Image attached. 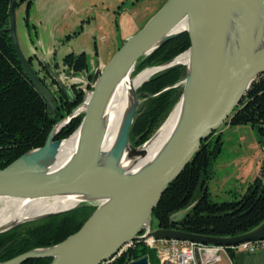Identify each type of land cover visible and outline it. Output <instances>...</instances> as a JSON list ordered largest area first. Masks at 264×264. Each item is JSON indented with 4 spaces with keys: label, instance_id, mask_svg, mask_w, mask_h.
Returning a JSON list of instances; mask_svg holds the SVG:
<instances>
[{
    "label": "water",
    "instance_id": "95a60500",
    "mask_svg": "<svg viewBox=\"0 0 264 264\" xmlns=\"http://www.w3.org/2000/svg\"><path fill=\"white\" fill-rule=\"evenodd\" d=\"M264 0H165L144 25L129 36L102 68L96 69L91 81L87 73L73 74L76 79L88 81L91 89L82 102L70 113L58 120L49 131L44 143L30 149L0 168V194L19 196H49L67 192H100L109 196L98 204L82 225L61 241L43 247H34L0 264H18L33 257H51L50 264H99L111 259L126 242L138 237L142 228L151 224V211L158 203L166 185L189 162L200 147L201 140L220 127L234 107L240 102L246 89L258 74L264 73V43L256 47L252 40L250 7H258ZM19 0H12L7 29L15 53L34 86L45 96L47 110L52 113L54 95L39 79L28 56L20 49L16 36L15 9ZM235 4L243 6L249 15L244 33L245 49L237 67L229 74L222 71V60L227 51L231 29L229 23L238 25L233 14ZM187 28L173 29L182 19ZM187 31L190 45L188 61L166 64L187 65L184 79V107L179 121L164 147L147 164L135 171H128L120 164L123 153L130 157L143 154L142 146L133 147L129 141V129L137 109V99L124 116L111 156L103 159L100 146V127L109 95L117 81L136 61L149 54L164 41ZM182 53V52H181ZM45 67L58 82L64 83L48 63ZM135 95V93H134ZM180 97V98H181ZM84 107L79 126L65 138H55L58 130ZM79 131V140L73 152L61 164L57 158L63 140ZM147 141V140H146ZM52 162V163H51ZM74 207V206H72ZM72 207L49 211L34 219ZM179 214L177 213L176 216ZM15 222L0 232L21 223ZM155 237L191 240L200 243L236 245L244 240L264 238V220L253 229L230 236H210L182 231L178 228H152ZM126 264H149L147 255Z\"/></svg>",
    "mask_w": 264,
    "mask_h": 264
},
{
    "label": "trees",
    "instance_id": "16d2710c",
    "mask_svg": "<svg viewBox=\"0 0 264 264\" xmlns=\"http://www.w3.org/2000/svg\"><path fill=\"white\" fill-rule=\"evenodd\" d=\"M23 0H19L21 2ZM31 0H26V12ZM12 0H0V29L9 25ZM18 2V3H19ZM79 25L72 34L81 30ZM190 45L187 31L170 38L135 64L138 70L146 64L162 63L186 50ZM28 61L31 62V56ZM63 62L75 70L87 67L84 51H70ZM41 82L54 95L52 113L47 110L44 95L34 86L18 59L7 29L0 32V168L20 154L44 143L52 126L70 113L82 97L83 91L72 85L70 93L53 91L35 69ZM186 67L175 64L152 75L142 83L144 102L136 110L129 129V139L140 136L145 140L167 116L173 105ZM168 87V88H167ZM169 115V114H168ZM81 115L70 118L56 133V138L71 134L78 126ZM224 124L249 123L264 144V74H258L250 83L240 102ZM222 132L214 129L201 140L200 147L181 172L170 181L158 203L151 211L159 227L178 228L196 234L230 236L249 231L264 220V179L257 174L248 182L239 196L227 200H213L209 180L214 173L215 161L222 149ZM264 164L261 166L263 169ZM94 205L82 202L76 206L37 219L18 223L0 232V260L13 257L34 247L52 245L75 232L93 211ZM179 214L176 216V214ZM232 256L234 247L226 246ZM147 245L135 241L111 259L99 264H126L146 255ZM148 257V256H147ZM51 257H33L18 264H50ZM149 262V261H148ZM150 264V263H149Z\"/></svg>",
    "mask_w": 264,
    "mask_h": 264
},
{
    "label": "rangeland",
    "instance_id": "374dc122",
    "mask_svg": "<svg viewBox=\"0 0 264 264\" xmlns=\"http://www.w3.org/2000/svg\"><path fill=\"white\" fill-rule=\"evenodd\" d=\"M164 1L165 0H69V5L82 13L84 24L83 28L81 27L79 32L80 37L78 40L84 44L90 45L87 59L89 68L92 67V65L95 64L94 62L96 60L98 61L99 58H101V61L103 60V65L106 64L122 43L129 36L138 31L149 19V17L160 8ZM23 9V2H21L15 9V23L17 41L20 49L24 53L20 43L22 21H24L25 25L29 27L32 26V23L29 21L28 16L25 14L26 11ZM96 42L98 45L97 48L95 47ZM185 52H182L179 55ZM170 60L162 63L146 64L138 70H136L134 66L132 76H138L148 69H156L151 74L152 76L175 64H182L187 70V65L184 63L166 64ZM151 76H149L142 83L147 81ZM184 79L185 77L173 84V86L179 85V90L175 94L173 105L167 113V116L160 121L158 126L142 142L137 143L140 136L129 139L130 144L133 147H138L143 142V144H145L157 133L160 126L169 116L168 114L172 112L175 105L180 100L184 90ZM140 86H138L134 95L135 99L138 101L137 109L139 105L144 102V97L142 96L143 91L138 90ZM90 89L91 87L87 88L86 91ZM86 91L80 102H82L88 94ZM79 114L81 115L82 120L84 110L80 111L77 115ZM218 130L222 132L223 146L214 164V173L210 182V194L213 200L220 201L233 199L244 191L254 173L260 169L264 162V144L260 142L256 131L249 123L236 125L223 123L220 125ZM128 157L131 160L135 158L130 156ZM120 162H122V159ZM82 202L92 203L91 201ZM92 204L94 205V208L98 205L97 202ZM156 226V219L152 218L151 227L155 228ZM238 248L244 250L241 247ZM146 255L148 256L150 264L159 263L156 247L147 246ZM214 264H223V262H216Z\"/></svg>",
    "mask_w": 264,
    "mask_h": 264
},
{
    "label": "bare ground",
    "instance_id": "6f19581e",
    "mask_svg": "<svg viewBox=\"0 0 264 264\" xmlns=\"http://www.w3.org/2000/svg\"><path fill=\"white\" fill-rule=\"evenodd\" d=\"M250 17H252V40L256 47L264 43V1L258 7H250ZM238 18V25L229 23L231 31L235 37L229 38L227 51L222 60L223 73H231L239 64L245 49L244 33L249 23L247 11L238 4L233 7V14ZM187 28L186 19L182 18L174 27L173 31L178 32ZM188 51L178 55L174 61H188ZM178 59V60H177ZM156 70V69H155ZM148 69L132 76L133 69L127 71L113 87L102 117L100 127L101 156L107 159L111 156V150L118 135V131L126 113L134 103V93L138 86L155 71ZM185 102L183 95L175 105L172 112L158 129L157 133L140 148L143 154L132 160L123 153L121 165L128 171H135L150 162L158 152L164 147L171 137L181 116ZM85 106L80 108L84 110ZM79 131L63 140L57 158L52 162L61 164L73 152L79 140ZM51 162V163H52ZM109 196L100 192H67L49 196H19L12 194H0V230L18 221L33 220L39 215L49 211L64 209L76 206L82 201H91L97 204L104 203Z\"/></svg>",
    "mask_w": 264,
    "mask_h": 264
},
{
    "label": "crops",
    "instance_id": "0c3cea01",
    "mask_svg": "<svg viewBox=\"0 0 264 264\" xmlns=\"http://www.w3.org/2000/svg\"><path fill=\"white\" fill-rule=\"evenodd\" d=\"M23 8L25 10L26 1H23ZM27 16L32 26L29 27L22 21L20 43L25 55L32 56L35 67L39 68L38 60H43L53 70L58 71L61 67L63 56L70 51H84L88 59L90 45L78 40L80 33L66 36L80 24L83 28L84 24L82 13L71 7L69 0H31L27 8ZM95 45L97 48V42ZM96 61L94 62L95 65L103 66L101 58ZM257 174H260L264 179V167L263 169L260 167L251 180ZM211 180L212 178L208 183L209 189ZM221 261L223 264H264V248H259L254 252H247L237 247L234 248L232 256L226 250L217 262Z\"/></svg>",
    "mask_w": 264,
    "mask_h": 264
},
{
    "label": "built area",
    "instance_id": "2783aa9c",
    "mask_svg": "<svg viewBox=\"0 0 264 264\" xmlns=\"http://www.w3.org/2000/svg\"><path fill=\"white\" fill-rule=\"evenodd\" d=\"M151 230V224L142 228L138 233V237L124 243L117 253L133 242L140 241L144 245L157 248L158 264H213L227 250L226 245L221 244L200 243L179 238L155 237L151 234ZM229 246L234 248L241 247L248 252H254L259 248H264V238L244 240L236 245Z\"/></svg>",
    "mask_w": 264,
    "mask_h": 264
},
{
    "label": "flooded vegetation",
    "instance_id": "af4514ba",
    "mask_svg": "<svg viewBox=\"0 0 264 264\" xmlns=\"http://www.w3.org/2000/svg\"><path fill=\"white\" fill-rule=\"evenodd\" d=\"M23 1H26V0H23ZM23 1H21V2H23ZM21 2H19V3H21ZM19 3H18V5H19ZM26 5H27V2H26ZM25 10H26V8H25ZM72 32L68 33L66 36L68 37V36L74 35V34H72ZM29 56H31V55H29ZM31 62H32L31 64H32L33 68L36 69L38 74L44 78L46 83H48V85L50 86V88L53 91L59 92V91L64 90V91H66V93H70V94H71L70 90L73 89L72 85H75V87L79 88L81 91H83V94H84L86 89L90 88L91 85L88 83V81H84L83 79H81V78H83L82 74L87 73L88 80L91 81L94 71L96 69H100L103 67L102 65H99V64H97V65L93 64L92 67L89 68L88 60H87V67L86 68H84L82 70H75L71 66L67 65V63L63 62V59H62V64H61V67L58 69V74L61 77V79L64 83V86L67 87V88H64L58 82L55 75L52 72H50L47 67H45L43 65L42 61L38 60V64L40 66L39 68L34 66L33 61H32V56H31ZM77 73L81 74V76H82L80 78V80H79V78L76 79V77L73 76V74H77Z\"/></svg>",
    "mask_w": 264,
    "mask_h": 264
}]
</instances>
